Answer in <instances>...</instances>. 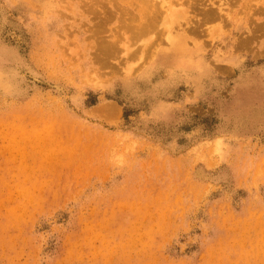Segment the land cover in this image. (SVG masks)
Here are the masks:
<instances>
[{"label":"rangeland","instance_id":"rangeland-1","mask_svg":"<svg viewBox=\"0 0 264 264\" xmlns=\"http://www.w3.org/2000/svg\"><path fill=\"white\" fill-rule=\"evenodd\" d=\"M0 264H264V0H0Z\"/></svg>","mask_w":264,"mask_h":264},{"label":"bare ground","instance_id":"bare-ground-1","mask_svg":"<svg viewBox=\"0 0 264 264\" xmlns=\"http://www.w3.org/2000/svg\"><path fill=\"white\" fill-rule=\"evenodd\" d=\"M175 13V14H174ZM169 18V17H168ZM170 18H172V20L174 21L175 20V18H177V14H176V12L175 11H173V13H171L170 14ZM170 21H171V19H170ZM181 24V23H180ZM167 25V24H166ZM179 26V25H178ZM175 28V27H174ZM244 33V32H243ZM168 38V40L170 41V43L171 44H174V45H181L180 44V42L178 41V39L177 38H175V37H173V36H168L167 37ZM168 41V42H169ZM179 48H181V46H178ZM105 107H107V106H105Z\"/></svg>","mask_w":264,"mask_h":264}]
</instances>
